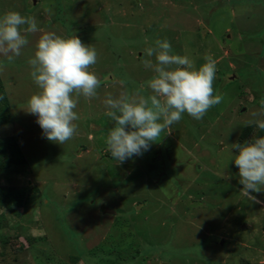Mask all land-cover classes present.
Wrapping results in <instances>:
<instances>
[{
  "label": "rangeland",
  "instance_id": "1",
  "mask_svg": "<svg viewBox=\"0 0 264 264\" xmlns=\"http://www.w3.org/2000/svg\"><path fill=\"white\" fill-rule=\"evenodd\" d=\"M11 11L39 31L13 62L0 55L12 103L0 138L16 136L26 157L0 168V264H264V191L251 193L259 202L245 194L232 147L261 136L247 124L264 120V0H0V18ZM45 32L97 51V95L80 96L64 145L27 112L41 91L28 60ZM157 39L195 69L211 55L223 100L200 120L182 114L150 150L117 164L104 101L152 95L143 60Z\"/></svg>",
  "mask_w": 264,
  "mask_h": 264
},
{
  "label": "clouds",
  "instance_id": "2",
  "mask_svg": "<svg viewBox=\"0 0 264 264\" xmlns=\"http://www.w3.org/2000/svg\"><path fill=\"white\" fill-rule=\"evenodd\" d=\"M37 31L34 17L16 11L6 13L0 18V55L13 62L29 43L27 34ZM144 55L148 58L143 60L145 68L154 73L147 81L152 95L121 93L118 98L109 96L104 101L106 115L114 124L106 140L107 148L117 164L150 150L153 143L159 142L161 132L178 123L182 114L200 120L223 100L222 95L213 94L216 61L211 55H206V62L195 69L187 56L172 52L167 39L155 40ZM96 62V49L76 35L61 37L45 32L40 36L28 64L41 91L30 97L27 112L37 117L47 140L64 145L77 133L74 121L79 116L74 109L78 100L80 96L95 97L101 83L89 70ZM247 125L264 130V120H250ZM232 147L238 150L234 160L239 168V182L245 194L259 202L251 193L264 191V136L254 135L250 141L234 143Z\"/></svg>",
  "mask_w": 264,
  "mask_h": 264
},
{
  "label": "trees",
  "instance_id": "3",
  "mask_svg": "<svg viewBox=\"0 0 264 264\" xmlns=\"http://www.w3.org/2000/svg\"><path fill=\"white\" fill-rule=\"evenodd\" d=\"M10 122H12L11 103L0 73V124ZM251 129L243 130V136H246ZM261 136H264V130L261 131ZM22 163H26V157L19 144V139L16 136L0 138V168H8L14 164L19 165ZM5 193L6 189L0 187V195Z\"/></svg>",
  "mask_w": 264,
  "mask_h": 264
},
{
  "label": "crops",
  "instance_id": "4",
  "mask_svg": "<svg viewBox=\"0 0 264 264\" xmlns=\"http://www.w3.org/2000/svg\"><path fill=\"white\" fill-rule=\"evenodd\" d=\"M231 79H233V77L231 78ZM8 97H9V100H10V103H11V98H10V96L8 95ZM11 109H12V103H11ZM245 129V128H244ZM243 129V130H244ZM243 130H242V132H243ZM242 136V133H241V135H240V137Z\"/></svg>",
  "mask_w": 264,
  "mask_h": 264
},
{
  "label": "water",
  "instance_id": "5",
  "mask_svg": "<svg viewBox=\"0 0 264 264\" xmlns=\"http://www.w3.org/2000/svg\"><path fill=\"white\" fill-rule=\"evenodd\" d=\"M106 212H108V213H115V211L110 210V209H106Z\"/></svg>",
  "mask_w": 264,
  "mask_h": 264
}]
</instances>
